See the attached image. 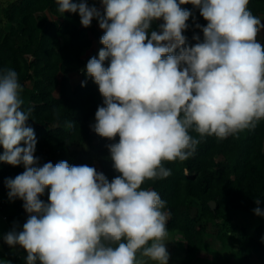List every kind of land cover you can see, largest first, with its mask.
Returning <instances> with one entry per match:
<instances>
[{
    "label": "clouds",
    "instance_id": "obj_1",
    "mask_svg": "<svg viewBox=\"0 0 264 264\" xmlns=\"http://www.w3.org/2000/svg\"><path fill=\"white\" fill-rule=\"evenodd\" d=\"M56 3L62 14L78 12L83 27L96 18L104 30V47L88 60L86 74L105 105L95 113L94 131L119 137L107 147L120 175L109 182L88 165L39 166L18 74L0 69V161L24 166L5 183L9 198L23 200L30 214L4 241L25 249L27 264H168L171 212L156 190L141 186L172 175L164 162L193 157L205 137L224 140L264 119V46L257 39L264 23L249 0H100L103 14L86 0ZM188 3L207 21L195 25L203 42L194 46L182 34L192 13L181 5ZM46 188L49 203L39 198ZM253 211L264 216L260 207Z\"/></svg>",
    "mask_w": 264,
    "mask_h": 264
},
{
    "label": "trees",
    "instance_id": "obj_2",
    "mask_svg": "<svg viewBox=\"0 0 264 264\" xmlns=\"http://www.w3.org/2000/svg\"><path fill=\"white\" fill-rule=\"evenodd\" d=\"M79 2V0H73ZM103 14L100 0H86ZM179 2V0H177ZM248 9L261 19L264 0H249ZM181 8L192 13L186 21L188 28L182 33L187 46L203 42V32L198 23L206 26L198 7L191 3ZM47 11L57 19L51 18ZM162 20L154 21L148 30L159 31ZM98 19L87 28L80 23L79 13L58 11L56 0H0V69L11 68L18 74L23 91L21 98L25 111L32 109L27 125L33 128L37 140L35 156L39 166L67 161L70 166L88 165L103 173L109 182L120 175L114 168L107 147L119 141L99 136L93 129L98 107L105 106L98 85L86 74L85 51L93 45V38L104 46L100 38ZM199 36L200 40H194ZM264 46V36L261 39ZM179 49L176 50V54ZM98 58V54L91 56ZM90 59V58H89ZM110 61H105V67ZM80 71V80L73 85L70 73ZM83 85V86H82ZM73 121L75 126L66 127ZM190 135L199 139L198 133ZM23 145V142L21 143ZM0 145V155L3 154ZM96 162L99 164L97 165ZM172 175L155 181L146 180L142 188L156 190L166 202L164 210L171 212L167 223L169 231L184 235V264L194 262L199 253H209V264L224 263L217 252L232 247L242 261L256 256L264 262V224L258 225L253 234L233 223L236 212L242 210L254 214L260 207L264 211V119L254 130H244L224 140L215 136L205 137L197 146L193 157L184 162H164ZM25 171L24 166H12L0 161L1 212L7 221L29 218L25 214L24 201L10 199L6 187L8 178H15ZM50 188L39 197L49 203ZM256 199L260 200L259 205ZM198 205L192 215L193 203ZM218 227L210 233L207 224ZM238 228V230H237ZM0 258L12 264H27L26 256L15 252L2 239ZM39 264V262H37Z\"/></svg>",
    "mask_w": 264,
    "mask_h": 264
},
{
    "label": "rangeland",
    "instance_id": "obj_3",
    "mask_svg": "<svg viewBox=\"0 0 264 264\" xmlns=\"http://www.w3.org/2000/svg\"><path fill=\"white\" fill-rule=\"evenodd\" d=\"M4 1L6 3L11 0H4ZM47 14L51 18L57 19V17L54 14H52L50 11H47ZM261 21L262 23H264V12L261 14ZM263 36H264V29L261 30V33L257 37L260 43H261V39L263 38ZM99 50H100L99 42L96 38H93V45L85 51L84 56L87 58V60H89L91 56L97 55L99 53ZM70 76H71L73 85H75L80 80L81 73L80 71H74L70 73ZM96 164L98 165L99 163L96 162ZM1 201L2 199H0V206H1ZM197 208H198V205L196 202H194L192 209H191L192 215L197 214ZM2 214L0 213V249H3L1 240L2 239L4 240V236L13 230H15L17 233L22 231L24 223L27 222V217L16 219L14 221H11V220L7 221L3 218ZM25 214H28L27 216L30 215L26 211H25ZM233 223L236 226H238V228L245 229L247 232L253 234L254 229L258 225L264 224V216H257L254 214L252 215V214H249V213H246L240 210L235 213ZM207 229H208V232L210 233H216L218 230V227L214 225L213 223H208ZM166 242H167L166 248H167L168 253L170 254L168 264H184L183 259L185 257V244H186L184 235L180 232L169 231V237ZM12 247L15 252H21L27 257L26 250L23 249L20 245H15ZM217 254L218 256H220L221 259L226 260L224 263H219V264H264V262L260 261L256 256L251 258L249 261H242L240 254L237 252L236 249L232 247L222 248L217 252ZM208 256H210L209 253L206 254V253L201 252L199 253L197 259L191 264H209L206 260ZM144 259L147 261V264H156V262L148 260L147 258H144ZM0 264H12V263L6 262L0 258Z\"/></svg>",
    "mask_w": 264,
    "mask_h": 264
},
{
    "label": "built area",
    "instance_id": "obj_4",
    "mask_svg": "<svg viewBox=\"0 0 264 264\" xmlns=\"http://www.w3.org/2000/svg\"><path fill=\"white\" fill-rule=\"evenodd\" d=\"M0 199H2V198H0ZM2 201H3V199H2ZM2 201H1V202H2ZM0 213L2 214L1 210H0ZM2 215H3V218L6 220V219H7V216L4 215V214H2Z\"/></svg>",
    "mask_w": 264,
    "mask_h": 264
}]
</instances>
